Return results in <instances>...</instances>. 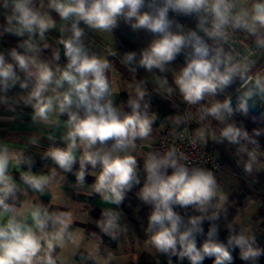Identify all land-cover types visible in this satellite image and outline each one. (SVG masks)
<instances>
[{
	"label": "clouds",
	"instance_id": "clouds-1",
	"mask_svg": "<svg viewBox=\"0 0 264 264\" xmlns=\"http://www.w3.org/2000/svg\"><path fill=\"white\" fill-rule=\"evenodd\" d=\"M240 4L241 0H48L49 9L62 20L72 21L71 36L59 41L68 62L63 68L54 69L39 59L41 49L33 39L38 35L41 41L44 40L45 33L56 26L52 17L37 10L33 0H0V6L9 12L5 16L4 32L20 37L28 35V39L19 45L24 49L23 53L16 49L10 51L12 62L0 53V93H7L17 84L21 89H27L31 83V90L23 101L34 109V119L47 122L53 111L67 114V134L64 137L67 146L52 147L45 156L65 172H71L78 161L79 170L75 175L81 186L89 166L93 170L98 167V171L90 173L95 176L92 191L103 201L119 206L126 192L140 183L137 159L128 150L135 147L137 139L149 137L156 116L148 114L146 105L145 110H141L140 101L146 93L139 85L135 89L136 98L129 101L130 114L121 115L113 106L106 76L111 65L107 59L89 55L81 40L84 31L79 27L80 22L97 31L111 32L123 21L133 30L151 33L154 39L141 50L138 60L139 66L148 71L155 68L164 72L179 54L186 53L184 66L175 75L174 83L183 100L195 105L205 97L223 91L237 78L244 80L247 77L253 61H236L222 47V42L230 39L229 30L247 33L254 38L257 49H264V0H252L250 7ZM170 13L194 16L199 32H203L215 46L197 30L185 32L184 26ZM136 55L135 52L126 53L124 62L132 63ZM54 58L59 60V55L54 54ZM19 73H23V79ZM247 79L251 82L250 87L238 96L235 109L226 99L204 109V114L221 123L234 111L246 114L249 99L264 97V74ZM162 84L167 85V80ZM61 88L65 90L59 91ZM167 90L172 91L171 88ZM50 91L54 95H48ZM5 101L6 96L0 95V102ZM175 122L179 124L180 118L176 117ZM260 135L261 130H253L250 135L234 123H226L219 135L212 133L211 138L237 145V154L247 156L243 168L250 174L259 162V145L255 137ZM199 137L205 139L204 130ZM108 141H112L110 147L105 146ZM248 145L254 147L249 149ZM78 149L82 151L79 157L76 155ZM13 162L17 167L29 166V170L22 173L21 180L41 193L57 175L55 168L50 175L32 174L31 159L13 153L0 142V264H57L53 253L64 244L66 234L69 240L76 242L75 235L68 231L71 214L49 213L47 208L36 205L30 211L32 224H28L15 205L9 203V200L16 199L19 190L9 173ZM144 171L146 179L138 195L151 206L147 242L158 252L181 260L187 258L190 264H202L206 257H214V264H231L232 249H239L240 259L248 264H256L264 255V249L257 245L254 235L235 233L232 226H229L232 234L227 243L217 239L218 229L213 224L207 238L197 247L196 237L203 233L202 223L217 220L227 201V196L219 192L211 171L189 169L181 163L175 149L163 154L148 153ZM176 207H193L200 215L190 217L185 223L174 210ZM119 219V212L105 209L97 226L115 238L121 231ZM50 225L54 230H48Z\"/></svg>",
	"mask_w": 264,
	"mask_h": 264
},
{
	"label": "crops",
	"instance_id": "crops-1",
	"mask_svg": "<svg viewBox=\"0 0 264 264\" xmlns=\"http://www.w3.org/2000/svg\"><path fill=\"white\" fill-rule=\"evenodd\" d=\"M251 3L252 0H241L240 6L250 7ZM33 6L37 10L50 15L56 23L54 28L45 33L43 41L39 39L38 35L33 38L41 49L39 59L49 63L54 69L56 67L63 68L68 61L64 55L63 45L59 41L71 36L70 27L72 21L62 20L54 10L49 9L48 0H33ZM8 14L9 12L0 6V53L5 55L7 61L12 62L9 56L10 51L16 49L18 52L23 53L24 49L20 48L19 45L28 39V35L25 34L20 37L4 32L3 28L6 26L5 16ZM79 27L84 31L81 40L89 55L107 59L111 65V68L106 71V76L111 87V96L109 98L113 106L120 111L121 115L130 114L129 101L136 98L135 89L138 84L134 82L135 80L131 81L130 77H128V67L123 60L121 50L113 48L115 30L101 32L89 28L83 22H80ZM240 33L254 43L253 37L243 31H240ZM45 44L48 45L47 48L44 47ZM111 53H114V55ZM54 54L59 55V60L54 58ZM262 64L264 65V56ZM19 74L23 79V73ZM31 87L30 83L27 89H21L19 84H17L7 93H0V95L6 96V101L0 102V142L6 144L13 153L22 154L23 157L30 158L32 161L30 168L32 174L50 175L51 170L55 168L57 175L45 188L44 192L41 193L33 190L21 180L22 173L28 171L29 166L23 164L17 167L13 162L10 165L9 173L17 183L19 190L16 193V199L9 200V203L15 205L16 209L21 212L22 217L26 218L27 223L30 225L32 224L30 211L36 205L47 208L49 213L70 212L71 225L68 231L75 235L76 242L73 243L69 240L66 234L64 244L56 248L53 253L57 264H88L86 259L78 258L81 252H86L93 256L96 264H119L120 262L124 264L127 254L124 251L125 245L129 246V243L134 245L139 243L141 248L148 241L150 235L147 232V228L148 218L152 209L151 206L145 204L139 198L138 193L146 179L144 171L146 156L148 153L154 152L152 145L161 135V127L157 124L159 112L157 110L148 112V114L151 112L156 116L149 137L137 139L135 147L128 150L137 159V175L140 183L127 191L124 200L117 206L103 201L99 194L92 191L91 186L95 182V176L90 173L98 171V167L93 170L89 166L86 171L84 184L81 186L77 184L75 175L79 170L78 161L73 165L71 172H65L59 169L54 161L45 156V153L52 147L64 148L67 146L64 137L67 134L66 121L68 117L67 114H59L57 111H53L50 113L47 122L34 119V109L23 101V97L27 95ZM65 88H61L59 91H64ZM48 95H54V93L50 91ZM142 102L143 100L140 101L141 105ZM175 118L176 116L172 115L168 120L177 124ZM204 140L211 148V151L223 160L221 169L211 171L213 175H217L224 168H229L234 174L238 171V168H243L247 156L245 154L238 155L237 147H230V143L226 140L221 144L217 140H213L211 136H205ZM111 143L112 141H108L105 146L110 147ZM76 155L79 157L82 155V151L78 149ZM258 169L256 166L252 173H247V176L240 178L243 181L240 185L235 186V188L231 186L233 188L230 190L232 195L230 197L231 207H234V204L241 206L244 214L250 212L251 206L258 202L257 198L250 195L252 190L249 184H252L259 191H264L261 187L264 171L256 174ZM170 172L171 170H169ZM247 189L248 196L240 201L236 196ZM105 209H112L120 214L121 231L117 233L115 238L103 233L97 226V221L101 219ZM195 211V208L185 209L182 212V216L185 217ZM236 212L237 209L232 215L233 220ZM48 230L52 231L54 229L50 225ZM106 238L110 241L107 242ZM113 243H116V246Z\"/></svg>",
	"mask_w": 264,
	"mask_h": 264
},
{
	"label": "rangeland",
	"instance_id": "rangeland-1",
	"mask_svg": "<svg viewBox=\"0 0 264 264\" xmlns=\"http://www.w3.org/2000/svg\"><path fill=\"white\" fill-rule=\"evenodd\" d=\"M113 30H115V35L113 36V48L121 50L123 60L126 53L128 52H135L137 54L135 61L130 64H126V66L128 67V77H130V80H135L134 82L138 84V80L140 78H143L145 81H148L150 84H152L155 90L158 93L164 95L165 98H167V101L170 103V106L174 108V116L179 117L180 120L183 121L184 116H186L185 109L188 108L187 114L190 117L191 122L194 123V125L196 124V128L200 132L204 130L205 136H211L212 133H215L218 136V131L222 127H224L226 123H232L229 120H226L224 123L218 122L214 125L210 116H206V118L204 119L205 121L199 118V116L195 113L196 104L190 105L188 107V104L183 100L182 95L179 93V90L176 88L174 83L175 75L179 72L180 68L184 66V63L179 59L178 56L175 61L167 66V70L164 72H161L160 70L155 68L152 71H148L145 68L139 66L138 60L140 58L141 50L148 47V45L154 39L151 33L145 30H133L128 24L124 23L123 21H120L118 27ZM165 79L167 80V85L162 84V81ZM171 83L173 84V88L171 87ZM168 88H171L172 91L169 92L167 90ZM143 90L146 93V90L144 88ZM204 100H207L209 103H211V105L213 103H216L215 99L211 96L205 97ZM182 110L184 116L181 114ZM149 115H152V113L150 112ZM220 143L222 144L223 142ZM230 147L233 148L238 146L230 144ZM221 161L223 166V160ZM258 161L259 162L257 164V167L259 169L256 171V174L264 171V161L259 157ZM214 176L217 181L219 192L227 196V201L224 203V208L219 212V218L215 221L205 220L202 223L201 227L203 228V224L207 222H210L211 226L215 224L218 229L217 236H219L224 231L228 229L230 230L229 226H232V229H234L235 233L244 232L246 234L254 235L257 245L263 249L264 232L260 228V223L262 220L258 216V209L262 206L260 196L264 194V191H259L252 184H249L252 190L250 195L257 198L258 202L257 204L252 205L253 207L251 206L250 212L247 213L245 211L246 213L244 214V210H242L241 206L234 204V207H231L232 202L230 200V197H232L230 190L243 182L240 178L247 176V173L244 171V169L238 168V171L234 174L229 168H224ZM261 187L262 189H264V179L262 181ZM235 209H237V212L234 216L235 219L233 220L232 215H234ZM139 245V243L135 245L129 243V246H127V244L125 245L126 248L124 251L127 254L124 259V264L138 263L144 259L151 263L157 261L156 249L153 246H151L148 242H146L141 248L139 247ZM122 263L123 262H120L119 264Z\"/></svg>",
	"mask_w": 264,
	"mask_h": 264
},
{
	"label": "built area",
	"instance_id": "built-area-1",
	"mask_svg": "<svg viewBox=\"0 0 264 264\" xmlns=\"http://www.w3.org/2000/svg\"><path fill=\"white\" fill-rule=\"evenodd\" d=\"M175 20L184 26V31L197 30L210 45H214L212 40H209L203 32H199L196 25V18L185 16H174ZM230 39L227 42H222V47L225 52L230 53L234 60L240 61L250 59L253 63L250 65L247 77L254 78L257 74H264L263 56L264 49H257L255 44L240 33L239 30L232 31ZM186 51H190L186 50ZM179 59L185 63L186 53L182 52L178 55ZM247 77L244 80L237 78L233 83L226 87L222 92L231 88L238 90L241 86L249 80ZM190 105L188 104V107ZM188 108L185 109V119L182 123L174 124L167 119L160 123L161 135L159 139L152 145L155 153L163 154L170 149H175L181 163L189 169L201 168L209 171H217L222 168L221 159L211 150L208 149V144L205 140L200 139V131L194 127L190 117L187 114Z\"/></svg>",
	"mask_w": 264,
	"mask_h": 264
},
{
	"label": "trees",
	"instance_id": "trees-1",
	"mask_svg": "<svg viewBox=\"0 0 264 264\" xmlns=\"http://www.w3.org/2000/svg\"><path fill=\"white\" fill-rule=\"evenodd\" d=\"M138 84L143 87L146 90V94L143 98V102L141 105V110H145V105L147 106L146 110L147 112L151 110H157L159 112V118L157 121V124L160 125V123L169 118L171 115L175 113L174 108L170 106V103L167 101V98H165L164 95L158 93L152 84H150L148 81H145L143 78H140L138 80ZM171 87L173 88V84L171 83ZM234 88H231L225 92H218L215 96H211L215 99L216 102H223L224 100L228 99V97L231 95V93L234 92ZM211 103H209L207 100H202L198 104H196L195 113L199 116L200 119L203 116V121L206 118L207 115L204 114V109L207 107H210ZM181 114H183V110L181 111ZM211 117V116H210ZM185 119V116H184ZM212 123L215 125L219 121L215 120L213 117H211ZM227 120L234 123L236 126L241 127L249 132L250 135H252L253 130H261V135L258 137H255V139L258 141V157L264 161V103L262 105V108L255 114V115H246L241 112L233 113L231 117H229ZM196 127V124L194 125ZM219 132V131H218ZM246 143V142H245ZM249 149L253 148V145H248ZM208 149L211 150V148ZM248 189L243 190L238 196H236L240 201L245 199L248 196ZM260 200L262 202V206L258 210V216L261 218L262 222L260 225L261 230L264 232V194L260 196ZM241 203V202H240ZM185 209H194L193 207L188 208H180L176 207L174 210L182 216V212ZM199 215L198 210L195 212L183 217L185 223H187L188 219L192 216ZM211 227V223H205L203 224V233L198 234L196 237V243L197 247H200L204 240L207 238V233L209 231V228ZM232 234L231 230H226L224 233H222L220 236L217 237V239L220 242L227 243L228 236ZM106 241L109 242L110 240L106 238ZM114 246H116V243H113ZM231 255L233 257L231 264H246L247 262L242 261L240 259L239 249H232ZM156 256L157 261L156 262H148L147 260H141L138 263H129V264H190V261L185 258L183 260L179 259L177 256L169 255L160 253L156 250ZM79 259H86L88 264H96L93 256L86 252H81L78 255ZM260 262L264 264V255L260 256ZM202 264H214V257H206Z\"/></svg>",
	"mask_w": 264,
	"mask_h": 264
},
{
	"label": "water",
	"instance_id": "water-1",
	"mask_svg": "<svg viewBox=\"0 0 264 264\" xmlns=\"http://www.w3.org/2000/svg\"><path fill=\"white\" fill-rule=\"evenodd\" d=\"M250 84L251 82L248 81L247 83L241 86L238 90L234 91L228 97L227 100L231 102L234 109L236 108V105H237L238 96L241 94L242 91L246 90V87H250ZM248 103H249V108H248L247 114L255 115L262 108V105L264 103V97L253 96L251 99H249ZM237 112L239 111H234V113H237ZM263 249H264V243H263ZM259 259L260 257L257 259L256 264H262ZM246 264H248V262Z\"/></svg>",
	"mask_w": 264,
	"mask_h": 264
}]
</instances>
